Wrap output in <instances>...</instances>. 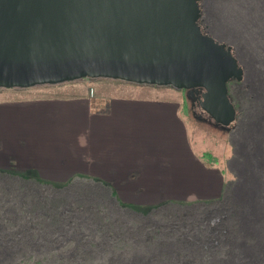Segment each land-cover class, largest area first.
I'll list each match as a JSON object with an SVG mask.
<instances>
[{
	"label": "rangeland",
	"instance_id": "374dc122",
	"mask_svg": "<svg viewBox=\"0 0 264 264\" xmlns=\"http://www.w3.org/2000/svg\"><path fill=\"white\" fill-rule=\"evenodd\" d=\"M203 2L210 34L231 46L244 68L243 81L229 84L237 110L236 123L229 131L197 120L193 110L207 116L196 104L192 107L185 90L172 86L83 78L6 89L10 93L3 91L0 98L88 102L91 97L105 96L126 102L180 104L197 159L223 179L221 195L186 196L177 200L185 206L169 204L158 210L155 204L129 208L121 201L127 205L121 209L112 194L115 191L118 197L113 188L120 183L105 186L106 181L89 172L73 174L69 180H74L64 188L69 180L43 179L37 172L6 175L0 177V264H229L237 263L244 245L258 242L264 246V207L259 221L251 225L244 206L233 204L235 195L230 192L234 180L245 185L248 193L245 172L253 171L263 186L259 202L264 201V0ZM41 180L55 187L40 184ZM205 184L203 179L200 185ZM149 208L152 213L144 217L127 211L146 214ZM240 225L255 230L258 238L243 234Z\"/></svg>",
	"mask_w": 264,
	"mask_h": 264
},
{
	"label": "water",
	"instance_id": "95a60500",
	"mask_svg": "<svg viewBox=\"0 0 264 264\" xmlns=\"http://www.w3.org/2000/svg\"><path fill=\"white\" fill-rule=\"evenodd\" d=\"M200 0H0V89L83 78L172 86L229 131L234 49L202 31ZM202 93V97L198 96Z\"/></svg>",
	"mask_w": 264,
	"mask_h": 264
},
{
	"label": "crops",
	"instance_id": "0c3cea01",
	"mask_svg": "<svg viewBox=\"0 0 264 264\" xmlns=\"http://www.w3.org/2000/svg\"><path fill=\"white\" fill-rule=\"evenodd\" d=\"M154 101L0 98V172L60 182L89 172L120 183L119 200L133 205L221 195L223 179L197 159L181 105Z\"/></svg>",
	"mask_w": 264,
	"mask_h": 264
},
{
	"label": "trees",
	"instance_id": "16d2710c",
	"mask_svg": "<svg viewBox=\"0 0 264 264\" xmlns=\"http://www.w3.org/2000/svg\"><path fill=\"white\" fill-rule=\"evenodd\" d=\"M235 158V157H234ZM261 165H264V164H261ZM253 171H250V172H245V182H246V185H247V189H248V193H245L246 192V189L243 187V185L241 184H236V182H234V180H232V185L234 186H231L230 188V192L231 194L234 196L235 195V198H234V201H233V204L236 205L239 204L241 206H244V211L246 212L247 216H249V219L247 220L249 223H251V225L253 223H256L259 221V213L261 212V208L264 207V198H263V195H262V199L261 201H263L262 203L259 202L260 200V195H261V192H262V187H260L258 181H259V177L257 176H254L253 175ZM6 175H18V173H15V172H0V177H4ZM246 178H252V180H247ZM74 180V178L70 179L67 183L64 184V187L66 186H69L72 181ZM40 184H44V185H52L51 183H49V181H44V180H41L39 181ZM253 183V185L251 186V184L249 183ZM102 183V182H101ZM104 184L105 186H111L110 184H107V183H102ZM236 184V185H235ZM240 185H241V189H240ZM54 186V185H52ZM55 187V186H54ZM237 188L238 191H237ZM112 189V188H111ZM243 189L245 190L243 192ZM241 190V191H240ZM112 194H113V197H116V200L118 201L121 209H122V203L120 200H119V197L116 196V192L115 191H112ZM241 199L243 200V202L241 201ZM204 204H209L210 201H205L203 202ZM182 205V206H185L186 203L184 204H181L177 201H173V200H168V201H165L163 202L162 204L160 205H157V209L155 210H158V208L160 209L161 207H164V206H167V205ZM131 205L133 204H130L129 208H131ZM124 206H127V205H124ZM123 206V207H124ZM189 206H192L189 205ZM153 208H149V210H146L147 213L143 214V212L141 211H137L135 212V210H127L129 211V213H131L132 215H137V216H146L150 213H152V210ZM153 210V211H155ZM263 212H264V208H263ZM246 227V228H245ZM245 227L243 226H239V229L242 231L243 234L245 235H250L252 237H256V239L258 238L257 236V233L255 232V230L253 229H248L249 227L247 225H245ZM255 239V240H256ZM245 249H242L238 256H237V263H233V261H230L229 264H264V246L260 245L258 242H255V245H244Z\"/></svg>",
	"mask_w": 264,
	"mask_h": 264
},
{
	"label": "flooded vegetation",
	"instance_id": "af4514ba",
	"mask_svg": "<svg viewBox=\"0 0 264 264\" xmlns=\"http://www.w3.org/2000/svg\"><path fill=\"white\" fill-rule=\"evenodd\" d=\"M204 0H200V9H201V16H200V19H199V25H200V27L199 28H201L202 29V31L204 32V33H206V34H209V35H211L210 34V32H209V30H208V28H209V26L207 25V24H205V20H204V18H203V11H202V8H203V2ZM212 36V35H211ZM213 37V36H212ZM214 38V37H213ZM215 39V38H214ZM216 40V39H215ZM218 41V40H217ZM234 52V51H233ZM234 54H235V57L237 58V55H236V53L234 52ZM238 60V59H237ZM240 64V63H239ZM243 70H244V68H243ZM230 95V94H229ZM198 96L201 98L202 97V93H199L198 94ZM231 97V96H230ZM232 100V99H231ZM233 101V100H232ZM200 102H199V100H197L196 101V106H197V109L201 112V113H204L205 115H206V113L202 110V107L200 106V104H199ZM207 116V115H206ZM233 124H234V122H233ZM233 124H231V128H232V125Z\"/></svg>",
	"mask_w": 264,
	"mask_h": 264
},
{
	"label": "bare ground",
	"instance_id": "6f19581e",
	"mask_svg": "<svg viewBox=\"0 0 264 264\" xmlns=\"http://www.w3.org/2000/svg\"><path fill=\"white\" fill-rule=\"evenodd\" d=\"M13 89H17V88H13ZM235 123H236V121H235ZM149 181H150V179H149Z\"/></svg>",
	"mask_w": 264,
	"mask_h": 264
}]
</instances>
